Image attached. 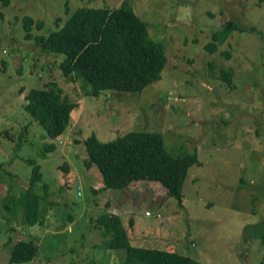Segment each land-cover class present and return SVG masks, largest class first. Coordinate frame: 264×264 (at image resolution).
<instances>
[{
	"label": "rangeland",
	"instance_id": "obj_1",
	"mask_svg": "<svg viewBox=\"0 0 264 264\" xmlns=\"http://www.w3.org/2000/svg\"><path fill=\"white\" fill-rule=\"evenodd\" d=\"M122 1L165 44L161 78L142 92L86 96L80 80L62 75V55L23 37V15L42 22L32 33L48 35L77 8ZM225 19L245 30L233 29L207 51ZM0 59V264H12L18 240L36 247L20 264H120L123 249L106 247L111 235L96 224L102 213L120 214L131 246L203 264H264L256 238L264 232V0H0ZM229 69L230 82L223 81L219 71ZM51 82L77 103L54 139L23 110L22 93ZM131 130L160 132L172 157L196 156L182 206L172 197L153 201L149 189L93 193L102 183L96 168L84 167L82 140L92 133L107 142ZM27 160L41 167L33 186Z\"/></svg>",
	"mask_w": 264,
	"mask_h": 264
},
{
	"label": "trees",
	"instance_id": "obj_2",
	"mask_svg": "<svg viewBox=\"0 0 264 264\" xmlns=\"http://www.w3.org/2000/svg\"><path fill=\"white\" fill-rule=\"evenodd\" d=\"M2 3L6 4V0ZM33 23L42 27L41 21L34 22L30 16H22L23 37L31 38L48 53L62 55L59 63L62 75L80 80L86 96L98 97L102 91L142 92L160 80L167 62L164 42L151 38L147 21L132 11L126 1L116 8H77L48 35L32 33ZM233 29L245 30L238 21L225 19L210 33L209 41L204 44L206 50L214 51L215 41L224 40ZM224 55L229 54L224 52ZM4 71L5 61L0 59V72ZM219 74L226 82H230L233 75L230 69L220 70ZM22 93L23 110L47 131L48 136L60 137L77 103L55 82L31 87ZM162 138L160 132L134 130L107 142H99L92 133L84 138V167L87 170L96 168L102 183L100 190H93V193L98 196L103 191L123 190L138 195L143 189H149L153 201L172 197L182 206L184 179L188 170L197 164L196 156L172 157ZM53 149L51 143L48 150ZM26 163L31 167L28 182L33 186L42 180L41 167L32 160ZM25 198L28 199L27 194ZM161 206V202L156 204V207ZM25 207H28L27 215L36 209L29 201ZM119 215L102 213L96 218V224L111 235L105 241L106 247L123 249L120 264H203L175 251L129 245ZM260 223L264 225V219ZM256 238L264 244V232ZM35 253L33 244L18 240L9 250L8 263L27 262Z\"/></svg>",
	"mask_w": 264,
	"mask_h": 264
},
{
	"label": "crops",
	"instance_id": "obj_3",
	"mask_svg": "<svg viewBox=\"0 0 264 264\" xmlns=\"http://www.w3.org/2000/svg\"><path fill=\"white\" fill-rule=\"evenodd\" d=\"M104 193H109V194H112V193H113V191H111V192H104ZM104 193H103V194H104Z\"/></svg>",
	"mask_w": 264,
	"mask_h": 264
}]
</instances>
